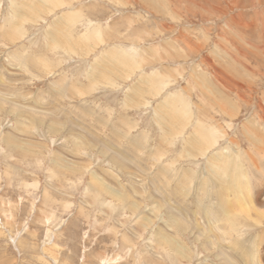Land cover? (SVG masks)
I'll return each mask as SVG.
<instances>
[{"label": "rangeland", "instance_id": "obj_1", "mask_svg": "<svg viewBox=\"0 0 264 264\" xmlns=\"http://www.w3.org/2000/svg\"><path fill=\"white\" fill-rule=\"evenodd\" d=\"M0 264H264V0H0Z\"/></svg>", "mask_w": 264, "mask_h": 264}, {"label": "bare ground", "instance_id": "obj_2", "mask_svg": "<svg viewBox=\"0 0 264 264\" xmlns=\"http://www.w3.org/2000/svg\"><path fill=\"white\" fill-rule=\"evenodd\" d=\"M39 1V0H38ZM153 9H155L156 11H158V12H162L163 10H159L157 7H153ZM20 11V10H19ZM21 12H22V10H21ZM20 12V14H22ZM66 17H64V16H60V18H58V19H56L54 22H53V26H52V28L50 29L51 31H49V33H47L48 34V39L49 40H55V38H57V36H56V32H58V31H60V25H62V23L64 22V19H65ZM63 40H65V43H67V39H61V40H55L57 43L59 42L60 44H64L63 43ZM69 48H71V47H69ZM110 53V52H109ZM112 54V53H111ZM116 56V55H115ZM114 56V58L116 59V57ZM113 58V59H114ZM119 58V57H118ZM103 59H111V57L109 56V55H107V52L103 55V58H102V60ZM109 62H111L112 63V61H109ZM111 63H108L107 65H108V67H110L109 66V64H111ZM123 62L122 61H115V63H114V65H116V67L117 68H120V65L122 64ZM102 64H105V62L104 63H102ZM118 64H120V65H118ZM124 64V63H123ZM113 65V68L114 69H112V68H109V71L112 73L114 70H115V66ZM112 66V65H111ZM94 68V67H93ZM98 68H96L95 69V71H93V74H92V77L91 78H89L90 80L89 81H91V82H96V80L98 79V78H101V76L103 75L104 76V72H102V71H100V70H97ZM106 70V69H105ZM106 71H108V70H106ZM109 72V73H110ZM90 73V72H89ZM89 76V75H88ZM220 76V75H219ZM223 76V75H222ZM221 76V77H222ZM222 79V78H221ZM223 80V79H222ZM230 80V79H229ZM206 81V80H205ZM221 81V80H220ZM199 82V81H198ZM209 82V81H208ZM150 83V84H149ZM150 85H152V83H151V79H150V77H146V78H140L139 79V81L138 82H136L135 83V85H134V92L133 93H131L132 92V89L130 90L131 92H130V94L127 96V98H128V101L127 102H129V103H133L134 101H136L135 99L138 97V96H140V95H142L143 93L145 94V93H148V92H146V91H149V90H147L148 88H151V86ZM200 85V84H199ZM200 87H203V86H200ZM209 89V88H208ZM203 91H204V89H203ZM206 91H207V89H206ZM205 91V92H206ZM213 92V91H212ZM208 94V93H207ZM133 96V97H130V96ZM221 95V94H220ZM134 97H136L135 99H134ZM221 102V101H220ZM226 103H228V104H230V102H229V100L226 102ZM234 105V104H233ZM238 105V104H237ZM229 106V105H228ZM219 107H220V105H219ZM234 107V106H233ZM157 108L158 109H160V112H162V116L163 115H165V111L166 110H171L170 109V107H169V101H166L165 100V102H163V103H161L160 105H158L157 106ZM231 108V107H230ZM224 109V108H223ZM222 109V110H223ZM231 110V109H230ZM236 110H237V108H236ZM228 111V110H227ZM232 111H233V109H232ZM231 111V112H232ZM235 111V110H234ZM234 114H236L237 115V113H233V114H230L229 116H231V115H234ZM177 121L174 123L173 122V124L172 125H175V128H180V123H182V120L180 119V118H178V119H176ZM246 123V122H245ZM245 123H243V130H245V131H248V126L247 125H249L248 123L247 124H245ZM252 123V122H251ZM179 126V127H178ZM182 126V125H181ZM171 128V127H170ZM171 130V129H170ZM56 131H58V129L56 130ZM175 132V131H174ZM200 132V131H199ZM250 134V133H249ZM203 135H204V133H203ZM247 136V135H246ZM201 137V136H200ZM6 138V137H5ZM6 140V139H5ZM200 140H201V138H200ZM200 140L198 139V134L196 133V132H192L191 134H189L188 136H187V138H186V140H185V143H186V148H185V150L186 151H188V152H192L191 151V149H193L194 150V152H192V154H190V155H192V156H195L196 155V153H199L198 151H199V149H200V147H203V145L201 144L202 142H200ZM256 141V140H255ZM204 142V141H203ZM204 144V143H203ZM236 146V145H235ZM196 152V153H195ZM224 153H222V152H217V154H215V155H213V156H211V158L208 160V163H207V165H210L211 167H209V169H212L211 171H213V169H216L217 168V166H218V164L220 165V164H222V165H229V161H230V159L229 158H227L226 157V155H228V153L229 152H227V151H223ZM56 161V160H55ZM55 161H53L54 163H57V162H55ZM58 164V163H57ZM57 164H55V165H57ZM60 164V163H59ZM59 166V165H58ZM208 169V170H209ZM225 169V168H224ZM215 172V171H214ZM213 172V173H214ZM224 173H225V171H224ZM90 183H91V185H95L96 187H102L104 190H106V191H108L109 193H116L115 191H113V189L112 188H110L107 184H106V182H105V180L104 179H102V177H100V176H97L94 172L93 173H91L90 174ZM237 182L239 181V180H236ZM115 190V189H114ZM251 196V195H250ZM121 197V196H120ZM248 199H249V204L252 206V208L253 209H255V208H257V205H256V203H255V201H254V199L252 200V196L249 198L248 197ZM200 201H202L201 199H200ZM216 201V200H215ZM203 202V201H202ZM237 202H238V204H239V207H247V205H248V203H242V204H240V200L237 198ZM127 204V203H126ZM205 204H207V203H205ZM209 204V203H208ZM215 205H216V203H214ZM137 205H138V202H137ZM231 205V204H230ZM134 206H135V204H134ZM205 206V205H204ZM137 207V206H136ZM203 207V206H202ZM207 207V206H206ZM219 207H221V206H219ZM132 208V207H131ZM209 208V207H208ZM214 208V207H213ZM226 208L227 207H221V208H219V210H220V212H224L225 213V211H226ZM211 209V208H210ZM209 209V210H210ZM258 209V208H257ZM153 210V209H152ZM260 210V209H259ZM212 211V210H211ZM241 211V210H240ZM149 212V211H148ZM179 212V211H178ZM181 212V211H180ZM200 212V211H199ZM214 212H216V211H214ZM182 213V212H181ZM201 213H203V212H201ZM211 212L210 211H206V214H210ZM213 215V214H212ZM214 216V215H213ZM229 215H228V213H227V211H226V213H225V215L223 216V217H226V218H223L222 217V220H226L227 222H228V217ZM144 217V216H143ZM142 217V218H143ZM208 219H207V222H208V225H210V224H213L214 225V222H216L213 218H211L210 216L209 217H207ZM211 218V219H210ZM231 218V217H230ZM147 220V219H146ZM214 221V222H213ZM226 223V222H225ZM211 226V225H210ZM213 227H215L216 228V225H214ZM218 227V229L220 228L219 226H217ZM214 228V229H215ZM200 229V228H199ZM214 232V231H213ZM203 233V232H202ZM210 233H212V232H210ZM207 235V234H206ZM223 235V234H222ZM142 237V236H141ZM181 240V239H180ZM167 241V240H166ZM173 241V240H172ZM171 242V241H170ZM169 242V243H170ZM174 243H176L175 241H174ZM183 243V242H182ZM173 245H175V244H173ZM177 245V248L178 249H181L182 247H181V245H179V244H176ZM181 247V248H180ZM184 247H185V245H184ZM179 251V250H178ZM253 253V252H252ZM253 260L255 261V262H257L258 263V260H256L255 258H253Z\"/></svg>", "mask_w": 264, "mask_h": 264}]
</instances>
